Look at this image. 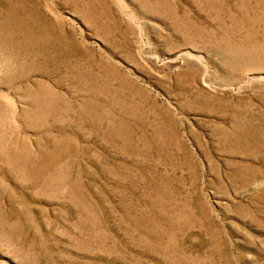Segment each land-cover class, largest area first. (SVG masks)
I'll return each mask as SVG.
<instances>
[{"label": "rangeland", "instance_id": "1", "mask_svg": "<svg viewBox=\"0 0 264 264\" xmlns=\"http://www.w3.org/2000/svg\"><path fill=\"white\" fill-rule=\"evenodd\" d=\"M0 264H264V0H0Z\"/></svg>", "mask_w": 264, "mask_h": 264}]
</instances>
